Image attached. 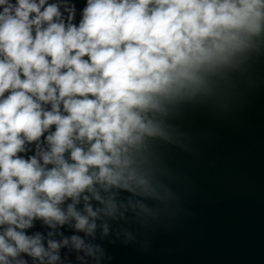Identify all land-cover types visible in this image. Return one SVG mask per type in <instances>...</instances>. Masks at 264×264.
I'll use <instances>...</instances> for the list:
<instances>
[{"label": "clouds", "instance_id": "obj_1", "mask_svg": "<svg viewBox=\"0 0 264 264\" xmlns=\"http://www.w3.org/2000/svg\"><path fill=\"white\" fill-rule=\"evenodd\" d=\"M258 66L264 0H0V264H104L187 111Z\"/></svg>", "mask_w": 264, "mask_h": 264}, {"label": "water", "instance_id": "obj_2", "mask_svg": "<svg viewBox=\"0 0 264 264\" xmlns=\"http://www.w3.org/2000/svg\"><path fill=\"white\" fill-rule=\"evenodd\" d=\"M181 128L188 151L165 149L170 191L121 224L120 240L96 241L104 264H264V66L189 109Z\"/></svg>", "mask_w": 264, "mask_h": 264}]
</instances>
